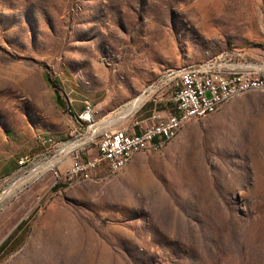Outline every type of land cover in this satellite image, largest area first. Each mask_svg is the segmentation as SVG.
Listing matches in <instances>:
<instances>
[{
  "label": "rangeland",
  "instance_id": "1",
  "mask_svg": "<svg viewBox=\"0 0 264 264\" xmlns=\"http://www.w3.org/2000/svg\"><path fill=\"white\" fill-rule=\"evenodd\" d=\"M205 62L264 77V0H0V264H264V89L115 175L66 176Z\"/></svg>",
  "mask_w": 264,
  "mask_h": 264
},
{
  "label": "built area",
  "instance_id": "2",
  "mask_svg": "<svg viewBox=\"0 0 264 264\" xmlns=\"http://www.w3.org/2000/svg\"><path fill=\"white\" fill-rule=\"evenodd\" d=\"M255 87H264V77L247 71L223 73L216 70L210 62L200 64L198 68L164 74V80L157 86L161 93L157 102L166 100L173 106L175 113L162 116L155 107L146 119L147 123L135 124L137 130H100L96 140L97 157L82 162L78 155L72 156L66 176L71 181L92 178L101 165H105L108 173L115 171L119 163L126 159V154L134 148L158 147L178 130L185 118L201 119L230 92ZM150 91L152 90L142 96L144 100L137 110L149 101ZM84 105V110L77 115L69 102L67 111L79 121L93 122L94 108L88 103Z\"/></svg>",
  "mask_w": 264,
  "mask_h": 264
},
{
  "label": "bare ground",
  "instance_id": "3",
  "mask_svg": "<svg viewBox=\"0 0 264 264\" xmlns=\"http://www.w3.org/2000/svg\"><path fill=\"white\" fill-rule=\"evenodd\" d=\"M226 66V65H225ZM198 67H200V65H198ZM198 67H191L189 69H194V68H198ZM239 67H242L241 65L240 66H236V65H232L231 68H239ZM175 72V71H174ZM165 74H171V73H165ZM258 89H264V87H255V88H248V89H242V90H239V91H232L230 92L226 97H223L219 100V102L214 106L212 107L209 111H208V114L204 115L202 118H205L207 117L212 111H214L217 107H219L220 105L224 104L225 102L231 100L232 98L234 97H237L239 95H242L246 92H249V91H253V90H258ZM143 98L140 97V98H137L136 101H134L130 107L126 110V113L127 115H132L135 113V111L138 109L139 105L143 102ZM125 113V112H124ZM126 116V114H125ZM122 118V117H121ZM124 118V117H123ZM119 119V118H118ZM193 118H185L184 121H182L178 127V130H180V128H182L188 121L192 120ZM176 131V132H177ZM175 132V133H176ZM94 133V132H93ZM92 133V134H93ZM174 133V134H175ZM92 134H91V139H92ZM170 135L165 141L164 143H160L158 145V147H152V146H144V147H139V148H134V150L130 151L129 153L126 154V159L122 160L118 167L116 168L115 171H112L110 172L109 174L111 175H115L116 173H118L119 171H121L127 164L128 162L130 161V159L132 158L133 154L135 152H150V151H159L161 150L164 145H166L168 143V141L170 140V138L174 135ZM89 140V139H88ZM82 145V144H81ZM78 146V145H77ZM80 179H92V178H80ZM79 179V180H80ZM18 184V183H17ZM15 184L14 187L17 185Z\"/></svg>",
  "mask_w": 264,
  "mask_h": 264
},
{
  "label": "crops",
  "instance_id": "4",
  "mask_svg": "<svg viewBox=\"0 0 264 264\" xmlns=\"http://www.w3.org/2000/svg\"><path fill=\"white\" fill-rule=\"evenodd\" d=\"M166 105L167 106H159V108L156 107V109L159 110V112L162 116H167L169 114L175 113L173 110V106L170 103H166ZM161 107H163V108H161ZM151 110H153V108Z\"/></svg>",
  "mask_w": 264,
  "mask_h": 264
},
{
  "label": "trees",
  "instance_id": "5",
  "mask_svg": "<svg viewBox=\"0 0 264 264\" xmlns=\"http://www.w3.org/2000/svg\"><path fill=\"white\" fill-rule=\"evenodd\" d=\"M45 79L51 85L56 84V82H51L50 79L48 78V76H45Z\"/></svg>",
  "mask_w": 264,
  "mask_h": 264
}]
</instances>
